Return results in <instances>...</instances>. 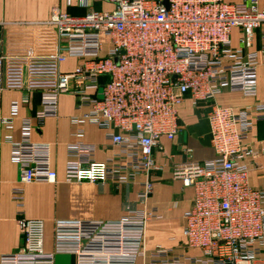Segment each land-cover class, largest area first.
<instances>
[{
	"label": "built area",
	"instance_id": "obj_1",
	"mask_svg": "<svg viewBox=\"0 0 264 264\" xmlns=\"http://www.w3.org/2000/svg\"><path fill=\"white\" fill-rule=\"evenodd\" d=\"M100 1L113 8L91 9L82 17L54 8L50 24L57 30V49L36 120L59 115L62 92L76 94L83 111L72 117L76 130L67 145L66 178L130 184L144 175L139 198L145 207L114 220L56 219L50 252L44 250V220L20 211L25 247L0 254V264H56L62 253L74 255L75 264H138L141 258L144 264H264V188L250 183L246 162L255 155L248 144L251 133L264 124V99L242 108L212 105L215 157L199 160L187 148L185 158L173 163L174 177L194 189L181 249L157 245L146 251L148 221L158 216L156 208L146 207L154 189L150 174L158 167L161 139L173 140L181 131L180 104L188 97L194 105L214 100L226 90L259 94L264 45L250 48L264 24L260 0ZM236 27L242 29L240 47L233 46ZM69 58L82 62L61 71ZM4 62L0 56V90ZM17 110L15 102L13 115ZM2 122L13 125L12 118ZM85 122L107 130L118 151L96 160V144L82 140ZM34 126L33 119L23 120L13 160L22 182H55L50 144L31 140ZM22 190L16 187L14 193Z\"/></svg>",
	"mask_w": 264,
	"mask_h": 264
},
{
	"label": "crops",
	"instance_id": "obj_2",
	"mask_svg": "<svg viewBox=\"0 0 264 264\" xmlns=\"http://www.w3.org/2000/svg\"><path fill=\"white\" fill-rule=\"evenodd\" d=\"M237 3L243 0H225ZM264 9V0H260ZM54 8L76 17L84 16L89 10H110L113 4L100 0H0V56L4 62V88L0 90V254L19 252L25 247L19 218L44 220V250H53L54 221L56 219H103L114 220L128 214L131 209L145 205L139 198L144 175L130 184L112 181L91 182L66 178L69 160L67 145L73 141L76 130L72 117L83 110L78 107V97L65 91L59 98V115L36 120L41 108V93L52 78V56L57 49V30L50 24ZM264 24L255 32L250 50L264 45ZM241 28L232 30L233 46L240 47ZM82 62L69 58L60 64L63 72L72 71ZM27 98V100H25ZM264 99V67L259 70V94L248 97L241 92L223 91L214 100L200 101L194 105L188 97L180 104L181 131L170 140L161 139L162 149L156 152L158 167L150 177L154 189L146 207L156 208L157 217L147 225L146 251L157 245L181 249L184 240L185 212L194 197V189L184 186L183 181L173 175V163L185 158L186 149L199 160L215 157L211 143L208 114L213 104L242 108ZM18 104L15 115L13 104ZM12 118L13 125L7 127L3 118ZM35 122L30 138L35 142H46L51 148V165L57 172L55 182H22L20 167L13 160V142L22 140L23 120ZM82 140L97 146L95 158L105 160L118 148L107 136V130L89 122L83 123ZM255 155L246 160L250 167V183L264 188V124L259 122L248 140ZM22 187L16 195L14 189ZM175 237V239H172ZM198 253V250H191ZM148 258V256H147ZM56 264H75L72 254H57ZM138 264H144L141 258Z\"/></svg>",
	"mask_w": 264,
	"mask_h": 264
},
{
	"label": "water",
	"instance_id": "obj_3",
	"mask_svg": "<svg viewBox=\"0 0 264 264\" xmlns=\"http://www.w3.org/2000/svg\"><path fill=\"white\" fill-rule=\"evenodd\" d=\"M164 3H165L166 5H168V2H167V0H164Z\"/></svg>",
	"mask_w": 264,
	"mask_h": 264
},
{
	"label": "rangeland",
	"instance_id": "obj_4",
	"mask_svg": "<svg viewBox=\"0 0 264 264\" xmlns=\"http://www.w3.org/2000/svg\"><path fill=\"white\" fill-rule=\"evenodd\" d=\"M81 63V62H80Z\"/></svg>",
	"mask_w": 264,
	"mask_h": 264
}]
</instances>
